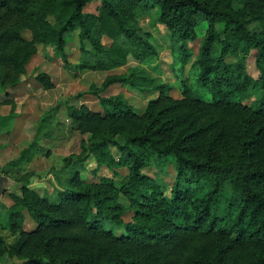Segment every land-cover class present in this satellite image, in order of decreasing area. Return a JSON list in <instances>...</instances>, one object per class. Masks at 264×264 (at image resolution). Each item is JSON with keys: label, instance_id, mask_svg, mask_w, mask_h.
Segmentation results:
<instances>
[{"label": "trees", "instance_id": "obj_1", "mask_svg": "<svg viewBox=\"0 0 264 264\" xmlns=\"http://www.w3.org/2000/svg\"><path fill=\"white\" fill-rule=\"evenodd\" d=\"M89 1L0 0V88L29 78L50 85L46 71H26L37 42L53 43L67 69L107 70L128 56H153L151 33L138 17L156 8L172 66L190 62L210 97L196 94L188 76L172 96L169 82L142 69L110 70L86 90L102 111L67 100L43 109L39 122L62 105L88 135L83 151L63 158V181L54 172L59 186L52 194H38L26 179H17L19 192L5 190L12 198L6 221L17 235L12 242L0 235V250L22 257V264H264V0H98L95 11L84 10ZM202 21L191 58L188 41ZM74 30L79 55L71 63L64 44ZM250 50L255 78L245 70ZM115 83L157 93L136 113L120 90L111 92ZM252 87L260 89L255 97ZM33 144L7 163L28 159ZM88 156L95 170L124 166V178L116 180L112 170L82 179ZM148 165L163 174L171 168L173 178L143 172ZM24 214L34 223L29 230L21 228Z\"/></svg>", "mask_w": 264, "mask_h": 264}, {"label": "rangeland", "instance_id": "obj_2", "mask_svg": "<svg viewBox=\"0 0 264 264\" xmlns=\"http://www.w3.org/2000/svg\"><path fill=\"white\" fill-rule=\"evenodd\" d=\"M98 0H91L84 6V10L95 11ZM156 8L149 15L143 14L138 17V23L145 30L151 33V41L156 47V54L145 60H136L128 56L124 63L115 65L107 70H90V69H67L63 66V61L58 50L53 43H35L36 50L26 63V71L31 75L36 71H46L50 78V85L42 86L38 83H32L29 78L26 83L14 86H5L0 88V114H7V118L0 120V173H5L13 178L26 179V185L34 189L40 195L52 194L54 187H58V181L54 172L60 168L65 156L76 154L83 151L84 142L88 133L80 130L65 110L59 107L53 112L48 120L39 122L38 115L40 112L57 100H67L68 103L84 105L90 110L102 111L94 94L86 91L90 84L97 86L107 71L121 70L128 72L142 69L160 80L167 81L171 84L168 93L172 96H179L178 81L179 78L187 77V82L192 90L201 97L208 99L210 91L206 86L197 82L195 70H188L189 63H186L181 69L175 65L172 66V53L169 45L168 32L165 27L155 23ZM205 23L202 21L195 27V38L188 41L192 49V56L196 51L199 39L204 31ZM24 37L28 38V32H23ZM68 40L64 44L66 59L74 63L78 58V43L76 30L67 35ZM103 42L109 39L102 36ZM233 59L232 56L227 57ZM4 70V67H2ZM1 70V71H3ZM245 70L252 76L256 77L258 71L254 64L253 50H250L245 59ZM10 74L9 71H5ZM120 90L132 105L136 113H141L148 98L154 97L156 91L136 90L121 84H113L111 92ZM259 88H249L251 96H257ZM251 96L245 100L249 101ZM29 141L34 144L29 149V158L18 161L16 165H9L7 161L15 157L19 150ZM112 151L115 150L112 148ZM84 169H80L78 174L82 179H92L94 174L104 173L111 175L115 171L114 178L120 180L126 174L124 166L110 168H95V163L91 156L84 159ZM95 170L92 172L91 170ZM60 169L57 176L63 181L66 176V169ZM142 171L160 176L166 182L173 178V170L168 168L166 173L148 165L142 168ZM19 192L18 189H10ZM0 202V235L3 242H12L16 235L17 229L8 227L6 221L5 206L12 202V198L5 191L2 193ZM131 210H126L122 215L123 220L130 219ZM34 226L33 221L24 214L21 228L29 230ZM114 233H123L120 227H115ZM1 246V243H0ZM23 258L10 254L6 250H0V264H22Z\"/></svg>", "mask_w": 264, "mask_h": 264}, {"label": "water", "instance_id": "obj_3", "mask_svg": "<svg viewBox=\"0 0 264 264\" xmlns=\"http://www.w3.org/2000/svg\"><path fill=\"white\" fill-rule=\"evenodd\" d=\"M21 186V181L5 174L0 173V198L5 190L17 189Z\"/></svg>", "mask_w": 264, "mask_h": 264}]
</instances>
